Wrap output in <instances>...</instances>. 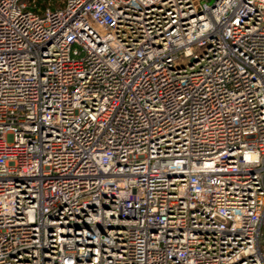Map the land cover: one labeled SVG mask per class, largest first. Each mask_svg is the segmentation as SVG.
<instances>
[{"label":"built area","instance_id":"2783aa9c","mask_svg":"<svg viewBox=\"0 0 264 264\" xmlns=\"http://www.w3.org/2000/svg\"><path fill=\"white\" fill-rule=\"evenodd\" d=\"M0 0V264H264V0Z\"/></svg>","mask_w":264,"mask_h":264},{"label":"trees","instance_id":"16d2710c","mask_svg":"<svg viewBox=\"0 0 264 264\" xmlns=\"http://www.w3.org/2000/svg\"><path fill=\"white\" fill-rule=\"evenodd\" d=\"M47 2H48V0H39V1L37 2V5H38V6H42V7L44 8V7L47 6ZM54 5L57 6V7H60V5H56L55 3H54Z\"/></svg>","mask_w":264,"mask_h":264},{"label":"rangeland","instance_id":"374dc122","mask_svg":"<svg viewBox=\"0 0 264 264\" xmlns=\"http://www.w3.org/2000/svg\"><path fill=\"white\" fill-rule=\"evenodd\" d=\"M61 2H62V0H55V1H54V3H55L56 5H60V4H62ZM39 7H42V6H39ZM56 7H57V6H56Z\"/></svg>","mask_w":264,"mask_h":264}]
</instances>
